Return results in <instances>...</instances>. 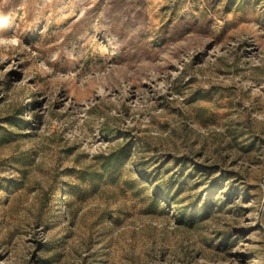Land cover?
I'll use <instances>...</instances> for the list:
<instances>
[{
	"label": "rangeland",
	"instance_id": "obj_1",
	"mask_svg": "<svg viewBox=\"0 0 264 264\" xmlns=\"http://www.w3.org/2000/svg\"><path fill=\"white\" fill-rule=\"evenodd\" d=\"M0 264H264V0H0Z\"/></svg>",
	"mask_w": 264,
	"mask_h": 264
},
{
	"label": "trees",
	"instance_id": "obj_2",
	"mask_svg": "<svg viewBox=\"0 0 264 264\" xmlns=\"http://www.w3.org/2000/svg\"><path fill=\"white\" fill-rule=\"evenodd\" d=\"M124 149L118 148L110 154L102 156L101 170L96 171V176L99 178H103L105 175H114L118 171V169L125 163V157L123 153Z\"/></svg>",
	"mask_w": 264,
	"mask_h": 264
}]
</instances>
